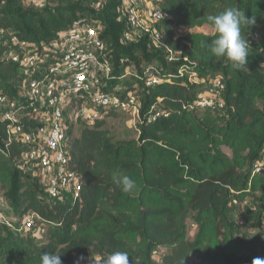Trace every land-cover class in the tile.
Returning <instances> with one entry per match:
<instances>
[{
  "label": "trees",
  "instance_id": "1",
  "mask_svg": "<svg viewBox=\"0 0 264 264\" xmlns=\"http://www.w3.org/2000/svg\"><path fill=\"white\" fill-rule=\"evenodd\" d=\"M154 5L168 14L164 21H149L161 32L160 43L132 26L123 15V0H105L97 8L91 0H44L42 6L0 0V93L17 106L27 105L19 95L28 75L4 58L11 48L18 50L11 37L38 48L53 42L60 47V36L83 23L97 29V42L105 45L111 64L102 89L119 100L134 92L140 102L136 130L122 138L110 121L130 120V112L112 106L101 110V118L91 119L81 114L88 99L84 96L64 109L68 167L82 183L76 197L63 189L51 196L41 170L22 162L26 144L9 141L7 123L0 120V194L16 218L13 227L0 222V264H40L42 253L54 251L61 254L62 264L81 263L96 254L111 263L116 252L126 253L129 264L264 260V169L254 172V165L264 162V0H155ZM228 7L256 20L242 27L249 42L242 70L231 69L208 48L215 32L207 16ZM181 26L186 29L179 30ZM52 51L46 52V62ZM147 66L163 72L151 86L140 78ZM183 67L188 72L180 73ZM190 72L197 74L195 81ZM215 81L222 86L224 107H192L202 94L198 89L205 85L203 94L209 96L208 86ZM151 111L159 113L155 120ZM36 124L24 123V129ZM120 175L136 181L131 193L114 183L113 177ZM247 200L254 207L243 225L231 214L233 203ZM29 213L38 214L46 241L32 231L17 230ZM190 219L197 226L192 240ZM246 227L258 232L247 236Z\"/></svg>",
  "mask_w": 264,
  "mask_h": 264
},
{
  "label": "built area",
  "instance_id": "2",
  "mask_svg": "<svg viewBox=\"0 0 264 264\" xmlns=\"http://www.w3.org/2000/svg\"><path fill=\"white\" fill-rule=\"evenodd\" d=\"M123 1V15L129 18L132 26L150 33L153 39L160 43L161 32L152 28L149 21H164L168 18V14L154 5L155 0ZM144 3L149 9L147 18L144 17L145 13L141 7ZM185 29L184 26L179 28V30ZM97 32L95 27L83 23L79 29L60 36L63 38V44L60 42V50L53 51L50 47L38 48L25 41L19 42L15 36H12L10 41L17 45L18 50L11 48L4 55L6 60L18 64L22 72L28 75L23 83L25 89L19 95L25 99L27 105L17 106L16 101L0 93V120L7 123L9 141L26 144L22 153V162L30 163L32 167L36 166L41 170L42 179L54 198L61 193V189L76 197L82 187L80 176L68 167L69 142L63 114L64 109L71 102L82 96L88 98L83 103L81 114L91 119L101 118V110L112 106L130 112L137 118L139 116L140 102L134 92H130L124 100H119L102 89L103 78L110 74L111 64L104 54L105 45L97 42ZM127 38L130 39L131 35L127 34ZM61 44L64 51H61ZM47 51H52L53 57L46 62ZM174 58V54L171 53L169 59ZM185 72H188L186 67L180 69V73ZM162 76L161 68L147 66L143 69L140 78L145 79L146 84L151 86L158 83ZM196 76L195 72H190V80L193 81ZM221 89L220 82L215 81L208 86L209 96L198 95L191 103L192 107L223 108ZM88 100L91 101L90 106ZM150 114L153 120L159 116V113L152 111ZM33 121L37 124L32 129L25 130L24 123ZM263 169V161H258L254 165V172ZM39 219L38 214L29 213L23 218L17 230L32 231L35 236L42 238L46 228L38 223ZM0 222L13 227L1 210ZM73 264L111 263L106 256L96 254L84 262Z\"/></svg>",
  "mask_w": 264,
  "mask_h": 264
},
{
  "label": "clouds",
  "instance_id": "3",
  "mask_svg": "<svg viewBox=\"0 0 264 264\" xmlns=\"http://www.w3.org/2000/svg\"><path fill=\"white\" fill-rule=\"evenodd\" d=\"M207 21L212 25L215 36L208 45L210 54L229 62L233 70H242L247 66L249 58V42L242 35V27L255 25V17L245 16L238 7H228L218 14H210ZM114 183L125 193H131L136 181L128 175L113 177ZM40 264H62L61 254L54 252L42 253ZM111 264H129L126 253L116 252L111 257ZM253 264H264V260L256 259Z\"/></svg>",
  "mask_w": 264,
  "mask_h": 264
},
{
  "label": "rangeland",
  "instance_id": "4",
  "mask_svg": "<svg viewBox=\"0 0 264 264\" xmlns=\"http://www.w3.org/2000/svg\"><path fill=\"white\" fill-rule=\"evenodd\" d=\"M91 1H92V4L95 8H97L99 5H101L105 2V0H91ZM24 2L26 5H35V6H42L44 4V0H24ZM143 5H145V3ZM145 9L147 10L148 8L145 7ZM145 9H143V10H145ZM146 10L144 11L145 14H147ZM145 14H144V16H145ZM203 30L204 31H210L211 29L210 28H204ZM45 46L50 47V48L55 47L56 50L59 49V47H56L55 43H47ZM103 79L105 80V78H103ZM104 80H103V82H104ZM193 81H195V79H193ZM204 86H202L198 89V91L201 92L202 94L206 90V86L205 87ZM88 101L91 102L90 100H88ZM137 120H138L137 116L131 115L130 120H112V121H110V126L115 130L116 135L118 137H120V138L127 137L128 135L134 134L133 132L136 130L135 124H136ZM224 151L226 152V154L230 155V151L228 148H224ZM253 207H254V205L252 204V202L250 200H247L242 205L237 204V203H233V213L231 214V219L232 220L240 219L241 223L244 225V223H245L244 218H245V216L248 215V213L252 210ZM0 210L3 212V214L10 221H12V219L13 220L16 219L13 209L9 206L7 198H5V196L3 194H0ZM247 228L248 227H246L245 231H244L247 236H253L258 232V228H254V229H251V228L247 229ZM196 231H197V226H196L195 222L192 219L188 220V237H189V240H192L194 238ZM34 238H36V237H34ZM47 239H48V236H44L42 240L46 241ZM162 252L163 251L161 250L159 252V254H161ZM192 260H190V261H192Z\"/></svg>",
  "mask_w": 264,
  "mask_h": 264
}]
</instances>
